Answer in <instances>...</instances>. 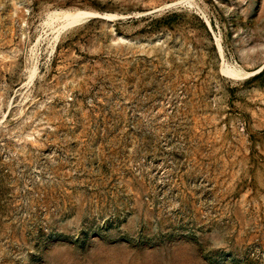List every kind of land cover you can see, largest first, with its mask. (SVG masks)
Here are the masks:
<instances>
[{"label": "rangeland", "instance_id": "374dc122", "mask_svg": "<svg viewBox=\"0 0 264 264\" xmlns=\"http://www.w3.org/2000/svg\"><path fill=\"white\" fill-rule=\"evenodd\" d=\"M0 264H264V0H0Z\"/></svg>", "mask_w": 264, "mask_h": 264}]
</instances>
